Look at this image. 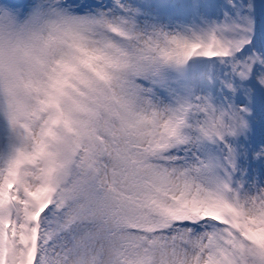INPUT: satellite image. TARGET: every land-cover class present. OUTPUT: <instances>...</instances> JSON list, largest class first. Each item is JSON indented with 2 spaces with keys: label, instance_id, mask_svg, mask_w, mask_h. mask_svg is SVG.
I'll return each mask as SVG.
<instances>
[{
  "label": "snow or ice",
  "instance_id": "1",
  "mask_svg": "<svg viewBox=\"0 0 264 264\" xmlns=\"http://www.w3.org/2000/svg\"><path fill=\"white\" fill-rule=\"evenodd\" d=\"M110 27L152 54L153 68L226 59L251 42L215 32ZM139 71L159 74L144 65ZM123 87L143 98L135 83ZM192 107L203 117V137L222 140L230 133L210 102L198 98ZM184 112L148 102L131 114L101 117L80 143L74 170L64 175L51 169L22 176L36 155L13 147L0 153V264H264V188L241 195L227 180L200 179L210 166L178 154L190 146L182 135Z\"/></svg>",
  "mask_w": 264,
  "mask_h": 264
},
{
  "label": "clouds",
  "instance_id": "2",
  "mask_svg": "<svg viewBox=\"0 0 264 264\" xmlns=\"http://www.w3.org/2000/svg\"><path fill=\"white\" fill-rule=\"evenodd\" d=\"M63 6V0H39L21 15L0 5V127L17 153L36 155L22 176L74 170L79 145L96 120L147 105L144 94L138 100L125 92L126 83L147 78L158 85L179 68H153L152 54L116 37L106 21L83 22L50 11ZM141 65L159 74L145 76ZM195 103L177 106L185 109V125Z\"/></svg>",
  "mask_w": 264,
  "mask_h": 264
},
{
  "label": "bare ground",
  "instance_id": "3",
  "mask_svg": "<svg viewBox=\"0 0 264 264\" xmlns=\"http://www.w3.org/2000/svg\"><path fill=\"white\" fill-rule=\"evenodd\" d=\"M216 1H218V0H216ZM171 14H172L173 18L175 19V15H174V13L172 12ZM170 32H179V31H178L177 29H176V30L172 29ZM194 85H195V96H196V100H197L198 98H199V99H202V98H203V87H202V85H201V82H200L198 76L195 77V83H194ZM158 101H159V103H160V104H159V105H160V108H164V105H165V103H166V101H167L166 96H164L163 101H161L160 98H158ZM198 116H199V115H198ZM1 132H2V129H1ZM255 145H257V148H258L260 151H262L263 156H264V125H263V127L260 129V132H259V134H258V137L255 138ZM198 152H199V150L195 147V154H194V156L192 157L191 161L197 159V157H198V155H199ZM0 153H1V152H0ZM184 161H187V160H184ZM201 176H202V175H201ZM201 176H200V179H202Z\"/></svg>",
  "mask_w": 264,
  "mask_h": 264
},
{
  "label": "rangeland",
  "instance_id": "4",
  "mask_svg": "<svg viewBox=\"0 0 264 264\" xmlns=\"http://www.w3.org/2000/svg\"><path fill=\"white\" fill-rule=\"evenodd\" d=\"M34 4H36L35 1H34ZM263 10H264V1H263ZM64 16L65 17H69V18H73V19H77V20H86V21H89V18L87 16V13L86 12L83 13V12H77V11H74V10H66V14ZM140 24H141V27H142L141 21H140ZM153 24L154 25H152L151 27L154 30H158V25H156V21H153ZM261 81L264 82V78L263 77H261ZM258 82H259V75L256 73V76H255V79L253 80L252 85L256 86L258 84ZM261 93H262V96L264 98V86H263V92L261 91ZM263 105H264V103H263ZM0 148H1V140H0ZM252 159H253V155H252ZM250 175H251V173L248 175V178L250 177Z\"/></svg>",
  "mask_w": 264,
  "mask_h": 264
}]
</instances>
